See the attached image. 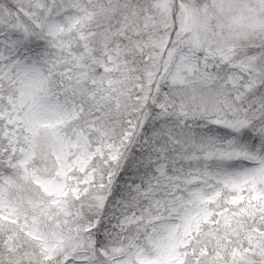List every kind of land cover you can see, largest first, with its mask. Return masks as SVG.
Segmentation results:
<instances>
[{
	"label": "snow or ice",
	"instance_id": "6c2138e0",
	"mask_svg": "<svg viewBox=\"0 0 264 264\" xmlns=\"http://www.w3.org/2000/svg\"><path fill=\"white\" fill-rule=\"evenodd\" d=\"M0 264H264V0H0Z\"/></svg>",
	"mask_w": 264,
	"mask_h": 264
}]
</instances>
